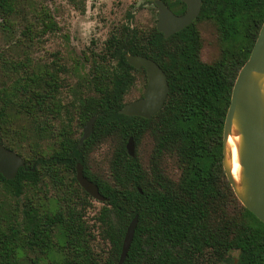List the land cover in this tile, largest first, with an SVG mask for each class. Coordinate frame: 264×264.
<instances>
[{
	"label": "trees",
	"instance_id": "16d2710c",
	"mask_svg": "<svg viewBox=\"0 0 264 264\" xmlns=\"http://www.w3.org/2000/svg\"><path fill=\"white\" fill-rule=\"evenodd\" d=\"M71 2L85 10V0ZM24 4L0 0V31L24 56L0 53V143L25 162L14 180L0 174V186L7 198L36 194L41 186L54 197L46 210L32 202L21 208L0 204V264H119L135 216L139 222L124 264H264V224L239 202L223 169L226 114L264 22V0H203L195 24L214 22L221 45L212 63L201 60L203 39L195 24L169 39L138 36L128 26L124 35L110 36L91 62V92L67 106L58 97L65 71L59 60L37 66L31 57L59 26L47 6H30L25 13ZM129 54L152 58L167 76L169 95L150 120L119 114L136 81ZM94 116V133L79 148L76 133ZM130 138L136 147L151 140L147 166L137 152L129 156ZM106 140H115L116 147L108 174L98 176L88 156ZM25 143L34 149L27 152ZM169 161L177 178L169 173ZM78 163L106 198L95 221L110 245L107 261L92 250L94 236L85 220L92 198L76 180Z\"/></svg>",
	"mask_w": 264,
	"mask_h": 264
},
{
	"label": "rangeland",
	"instance_id": "374dc122",
	"mask_svg": "<svg viewBox=\"0 0 264 264\" xmlns=\"http://www.w3.org/2000/svg\"><path fill=\"white\" fill-rule=\"evenodd\" d=\"M25 2V13H28L30 6H47L55 21L59 26V31L45 36L33 48L31 57L37 66L51 65L58 59V64L65 69L60 74L61 88L58 97L62 106H67L75 96L87 95L91 92L87 89V78L89 77L91 62L102 55L105 43L111 34L123 31L127 25V14L134 15L132 27L139 29L141 34L146 35L153 28L157 21V10L152 4L154 0H85V10L78 11L73 6L71 0H21ZM143 1V2H142ZM140 2H142L140 4ZM30 15H27L29 19ZM0 18V25H1ZM20 22V21H19ZM24 22V20L22 21ZM22 26V25H21ZM202 39L203 49L201 60L205 63L214 62L220 55L221 45L216 25L212 21H202L197 25ZM18 45L8 43L6 37L0 31V53L3 52L7 57L22 59L21 48ZM136 84L126 95L125 101L131 102L141 96L144 91L146 78L142 72H135ZM2 72L0 70V85ZM24 118H20L23 123ZM82 130L76 133L79 134ZM115 140H106L98 145L88 156V166L90 171L98 176H106L109 172V164L116 147ZM25 150L30 152L32 144L25 143ZM42 147L49 148L47 144H40ZM46 149V150H47ZM152 142L149 138H144L140 145L136 147V152L144 166L148 165ZM32 154V153H31ZM171 177L177 178L178 173L172 161L166 163ZM70 178L71 175H66ZM1 185V184H0ZM29 190L19 199L7 198L0 186V204H7L8 207L17 204L19 208L28 202L36 203L42 210L51 209L53 191L48 186H41L40 190ZM91 207L86 211V222L94 236L92 242L93 253L99 259L108 258L110 245L105 242L99 234L98 225L95 217L103 206L101 202L91 199ZM32 254L30 258L33 260ZM236 258L237 253H232ZM49 264V261H47ZM47 264V263H43Z\"/></svg>",
	"mask_w": 264,
	"mask_h": 264
},
{
	"label": "water",
	"instance_id": "95a60500",
	"mask_svg": "<svg viewBox=\"0 0 264 264\" xmlns=\"http://www.w3.org/2000/svg\"><path fill=\"white\" fill-rule=\"evenodd\" d=\"M180 1L187 5V11L182 16L174 15L165 3L155 2L158 9L157 29L165 34V38L191 25L201 12L202 0ZM126 59L135 69H145L147 87L142 98L126 103L119 114L151 119L162 110L169 95L167 76L149 58L127 55ZM96 119L97 117H93L85 125L79 148L94 133ZM233 133L239 137V183L235 182L232 175L227 146ZM126 149L130 157H135L134 138L129 139ZM24 167V159L0 143V174L6 180H14ZM223 169L239 202L264 224V22L250 57L241 68L233 86L223 130ZM76 172L80 187L94 200L105 202L106 198L100 193L99 187L84 175L82 164L77 165ZM138 222L139 218L135 216L127 229L119 264H124L128 256Z\"/></svg>",
	"mask_w": 264,
	"mask_h": 264
},
{
	"label": "flooded vegetation",
	"instance_id": "af4514ba",
	"mask_svg": "<svg viewBox=\"0 0 264 264\" xmlns=\"http://www.w3.org/2000/svg\"><path fill=\"white\" fill-rule=\"evenodd\" d=\"M143 1H145V0H143ZM142 1V2H143ZM156 1H161V2H163V3H165V5L167 6V8L168 9H170V11H172V13L174 14V15H176V16H182V15H184L185 13H186V11H187V5L184 3V2H181L180 0H154L153 2H152V4L155 6V8H156V10H157V21H158V9H157V7H156V5H155V2ZM142 2H140V4L142 3ZM202 5H203V0H202V4H201V10H202ZM200 14H201V12H200ZM200 14H199V16H198V18L197 19H195L194 21H193V23L191 24V25H189V26H193L196 22H197V20L199 19V17H200ZM133 17H134V15L132 14V13H128L127 14V18H128V20H127V25L125 26V27H123L122 28V30L123 31H120V32H118V33H113V34H111V36H122V35H124L125 34V30L128 28V26H129V30L130 31H135V32H137L138 33V36H163L164 38H165V34L164 33H162V32H160V31H158V29H157V21H156V24H155V26L153 27V28H151V30H149V32L146 34V35H143V34H141V32H139V29H137L136 27H132V21H133ZM196 26V28H198L197 27V25H198V23L197 24H195ZM189 26H187V27H189ZM187 27H185V28H187ZM185 28H183L182 30H184ZM182 30H180L179 32H176V33H174V34H172L170 37H172V36H175V35H177L178 33H180ZM170 37H168V38H165V39H169ZM129 55H131V54H129ZM135 56H142V57H145V58H149V57H147V56H145V55H135ZM149 59H151V60H153L152 58H149ZM154 61V60H153ZM154 62H156V61H154ZM157 63V62H156ZM158 64V63H157ZM130 65V64H129ZM159 65V64H158ZM131 66V65H130ZM160 66V65H159ZM161 67V66H160ZM134 68V67H133ZM135 69V68H134ZM136 70V72H144L145 74H144V76H145V78H146V81H145V86H144V91H143V93L141 94V96L139 97V98H137L136 100H138V99H140V98H142L143 97V95H144V93H145V90H146V87H147V74H146V71H145V69L144 68H141V69H135ZM163 70V69H162ZM164 71V70H163ZM135 84H136V81H135ZM135 84L132 86V88L135 86ZM131 88V89H132ZM130 89V90H131ZM130 92V91H129ZM128 92V93H129ZM136 100H134V101H136ZM131 102H133V101H131ZM127 103V102H126ZM125 103V104H126ZM128 103H130V102H128ZM124 104V105H125ZM156 116V115H155ZM94 117H96V116H94ZM133 117H137V116H133ZM140 118H142V117H140ZM153 118V117H152ZM151 118V119H152ZM92 119V118H91ZM145 119V118H144ZM147 120H150V119H147ZM95 123H96V121H95ZM84 129V128H83ZM83 129H82V131H81V133H82V135H83ZM94 129H95V125H94ZM82 135H80L79 136V138H81L82 137ZM93 135V134H92ZM91 135V136H92ZM90 136V137H91ZM88 140V139H87ZM86 140V141H87ZM79 141H80V139H79ZM85 141V142H86ZM84 142V143H85ZM84 145V144H83ZM135 146H136V144H135ZM79 164V163H78ZM77 164V165H78ZM80 164H82V163H80ZM83 165V164H82ZM77 168V167H76ZM83 168H84V175H85V167H84V165H83ZM76 176H77V172H76ZM86 176V175H85ZM76 180H77V178H76ZM91 181V180H90ZM78 182V181H77ZM94 183V182H93ZM79 184V183H78ZM92 198V197H91ZM93 199V198H92ZM94 200V199H93ZM103 261H107V258L106 259H103Z\"/></svg>",
	"mask_w": 264,
	"mask_h": 264
},
{
	"label": "bare ground",
	"instance_id": "6f19581e",
	"mask_svg": "<svg viewBox=\"0 0 264 264\" xmlns=\"http://www.w3.org/2000/svg\"><path fill=\"white\" fill-rule=\"evenodd\" d=\"M238 144L239 137L233 133V135L229 137L227 146L230 153L229 160L232 166V175L236 183H239L240 181L241 172V167L238 161Z\"/></svg>",
	"mask_w": 264,
	"mask_h": 264
}]
</instances>
